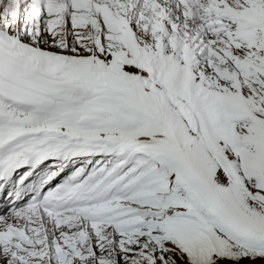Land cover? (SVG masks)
<instances>
[{
    "label": "snow or ice",
    "instance_id": "snow-or-ice-1",
    "mask_svg": "<svg viewBox=\"0 0 264 264\" xmlns=\"http://www.w3.org/2000/svg\"><path fill=\"white\" fill-rule=\"evenodd\" d=\"M0 264H264V0H0Z\"/></svg>",
    "mask_w": 264,
    "mask_h": 264
},
{
    "label": "bare ground",
    "instance_id": "bare-ground-1",
    "mask_svg": "<svg viewBox=\"0 0 264 264\" xmlns=\"http://www.w3.org/2000/svg\"><path fill=\"white\" fill-rule=\"evenodd\" d=\"M6 206V205H5ZM1 212H4V207H3V209H2V211Z\"/></svg>",
    "mask_w": 264,
    "mask_h": 264
}]
</instances>
